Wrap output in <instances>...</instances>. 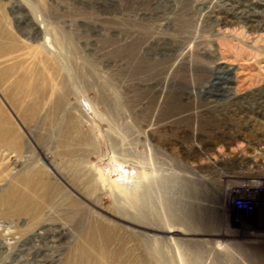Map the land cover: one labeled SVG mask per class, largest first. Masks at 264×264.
<instances>
[{"label": "rangeland", "instance_id": "obj_1", "mask_svg": "<svg viewBox=\"0 0 264 264\" xmlns=\"http://www.w3.org/2000/svg\"><path fill=\"white\" fill-rule=\"evenodd\" d=\"M206 1L0 0V196L27 197L0 206V264L43 220L48 264H76L72 188L114 221L100 264H264V0Z\"/></svg>", "mask_w": 264, "mask_h": 264}, {"label": "bare ground", "instance_id": "obj_2", "mask_svg": "<svg viewBox=\"0 0 264 264\" xmlns=\"http://www.w3.org/2000/svg\"><path fill=\"white\" fill-rule=\"evenodd\" d=\"M197 3L201 6V8L205 6L210 7L208 5L214 6L213 1L207 2L206 0H197ZM249 20L254 24L253 26H262V28L264 29V19L259 20L257 13L254 14ZM226 22L227 21H225V24H227ZM45 41L47 43H53L49 38H45ZM44 44L46 45V43ZM227 63L228 61L225 58L219 59L216 66L213 68L210 79L204 86V88H206L207 99L216 100L224 97H229L228 95L224 96L223 94L224 91L230 88V78L228 79V77L224 76L225 74L227 75L232 71V68L228 66ZM210 88H215V91H213L212 93V91H210ZM254 102V104L259 105V108L264 109L263 95L255 96ZM2 141L0 144V153L2 152V154H5V151L8 148L6 147V143H2ZM78 150L79 147L77 149H72L71 155L73 156V154H75L76 156L78 154ZM1 162L2 160H0V165ZM26 171L28 172V170ZM1 173H3L4 176L6 174V176L11 178L10 172L7 169H5V171H2ZM17 178L24 181L29 180L27 175L25 174H23L22 176H18ZM72 189L73 191H75L74 193L78 197L76 198V200H74L73 204L77 208V210L83 212L82 218L78 220L77 227L81 229L80 234L84 242L86 243V246H84L83 243H80L77 248L78 258L76 259V264H100L102 259L106 258L108 242L114 236V221L103 214L104 212H106L103 208H100L93 204L90 200L87 199V197L82 194V192L78 191L75 188ZM81 199H84L85 202H87L88 205H91L90 207H93L95 210L88 211L84 205V202H81ZM26 201L27 197L25 195L15 192V185H9L4 193L0 196V206L2 207H13L15 206L14 204L16 202L24 205ZM20 211V213L24 212L23 207H20ZM86 212L87 214L85 215ZM33 215L36 217L38 216L36 211L33 212ZM65 235V230L62 227L58 228L56 226H53V224H51L48 220H43L40 223L39 228H37L31 235H29L25 239H20V241L17 242L18 248L15 252L19 257L17 264H48V261L45 259L46 251H48L50 247L56 244H60L64 240ZM1 244L6 243L3 242ZM95 251H97L98 254L95 258V263H93L92 256ZM24 256H26V259L21 260Z\"/></svg>", "mask_w": 264, "mask_h": 264}]
</instances>
